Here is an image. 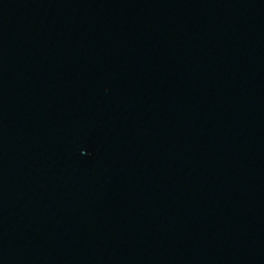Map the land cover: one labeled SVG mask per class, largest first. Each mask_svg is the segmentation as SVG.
I'll use <instances>...</instances> for the list:
<instances>
[{"label":"water","instance_id":"1","mask_svg":"<svg viewBox=\"0 0 264 264\" xmlns=\"http://www.w3.org/2000/svg\"><path fill=\"white\" fill-rule=\"evenodd\" d=\"M0 264H264V0H0Z\"/></svg>","mask_w":264,"mask_h":264}]
</instances>
